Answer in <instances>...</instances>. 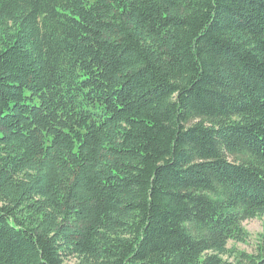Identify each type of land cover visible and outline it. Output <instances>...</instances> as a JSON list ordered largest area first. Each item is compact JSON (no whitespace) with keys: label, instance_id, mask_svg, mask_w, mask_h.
<instances>
[{"label":"trees","instance_id":"1","mask_svg":"<svg viewBox=\"0 0 264 264\" xmlns=\"http://www.w3.org/2000/svg\"><path fill=\"white\" fill-rule=\"evenodd\" d=\"M264 0H0V264H264Z\"/></svg>","mask_w":264,"mask_h":264},{"label":"rangeland","instance_id":"2","mask_svg":"<svg viewBox=\"0 0 264 264\" xmlns=\"http://www.w3.org/2000/svg\"><path fill=\"white\" fill-rule=\"evenodd\" d=\"M242 225L247 232L245 239L242 241L228 239L226 243L227 251L222 254V257L228 261L234 262L239 251L255 252L264 232L263 220L260 216L244 219ZM63 264L79 263L75 257H69L63 261Z\"/></svg>","mask_w":264,"mask_h":264}]
</instances>
